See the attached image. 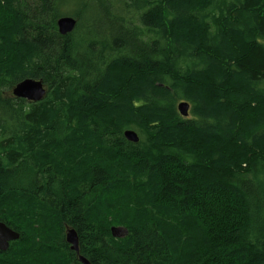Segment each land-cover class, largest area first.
Segmentation results:
<instances>
[{
    "label": "trees",
    "instance_id": "1",
    "mask_svg": "<svg viewBox=\"0 0 264 264\" xmlns=\"http://www.w3.org/2000/svg\"><path fill=\"white\" fill-rule=\"evenodd\" d=\"M71 1L0 0V264H264V0Z\"/></svg>",
    "mask_w": 264,
    "mask_h": 264
},
{
    "label": "water",
    "instance_id": "2",
    "mask_svg": "<svg viewBox=\"0 0 264 264\" xmlns=\"http://www.w3.org/2000/svg\"><path fill=\"white\" fill-rule=\"evenodd\" d=\"M76 20L72 17L63 16L57 20V29L60 35L66 36L72 33L76 27ZM47 95V88L42 81L36 79H25L14 86L11 96L15 99H21L29 103H38L43 101ZM190 105L186 101H181L177 105V112L182 118L189 115ZM124 138L127 142L137 144L139 137L133 130L124 132ZM114 239H121L127 235V230L121 227H112L110 229ZM20 235L0 222V252H6L10 243L18 241ZM65 241L69 245L70 250L74 252L81 264H90L87 259L80 256L79 238L77 232L70 228H65Z\"/></svg>",
    "mask_w": 264,
    "mask_h": 264
},
{
    "label": "rangeland",
    "instance_id": "3",
    "mask_svg": "<svg viewBox=\"0 0 264 264\" xmlns=\"http://www.w3.org/2000/svg\"><path fill=\"white\" fill-rule=\"evenodd\" d=\"M88 0H86L85 1V3H91V2H87ZM219 1H221V0H219ZM225 1V4H230L233 0H224ZM223 1V2H224ZM118 2V3H117ZM122 2V0H114V2H113V4H114V6H116L115 8H116V10L118 9V11L119 12H121V10H122V6H120V3ZM79 4V1H77V0H73V1H71V2H68V3H66L65 5H62L61 6V8H60V12H61V14H64V16H69V15H67V14H70V13H72V12H74V13H77V14H79V15H81V12H79L78 10H77V5ZM79 8V7H78ZM215 13H216V15H217V10H215ZM72 17V16H71ZM80 17H81V25H80ZM77 20H76V22H77V24H76V27H75V32H74V34H75V36H74V39L76 40H78L79 38L80 39H82L81 37H83V38H85L86 36H85V30H86V26H85V24L90 20V18H91V15L90 14H85V15H82V16H80ZM137 17L138 16H136V17H134V20L135 21H133L135 24H136V20H137ZM75 18V17H74ZM93 18H95V22H96V26H98V27H100L101 26V22H102V20H101V17L100 16H94ZM80 25V26H79ZM83 27H85V29L83 28ZM264 88V87H263ZM177 105H178V103H177ZM177 107V106H176ZM177 109V108H176ZM189 111H190V109H189ZM189 116V115H188ZM264 167V163H258V165H257V171H258V175L260 176V177H263L264 176V170L262 169L263 167ZM112 227H110L109 229H111ZM112 236V235H111Z\"/></svg>",
    "mask_w": 264,
    "mask_h": 264
},
{
    "label": "bare ground",
    "instance_id": "4",
    "mask_svg": "<svg viewBox=\"0 0 264 264\" xmlns=\"http://www.w3.org/2000/svg\"><path fill=\"white\" fill-rule=\"evenodd\" d=\"M127 131V130H126ZM123 136H124V134H123ZM5 224V223H4ZM6 225V224H5ZM7 226V225H6ZM8 227V226H7ZM122 228V227H121ZM86 259V258H85Z\"/></svg>",
    "mask_w": 264,
    "mask_h": 264
}]
</instances>
